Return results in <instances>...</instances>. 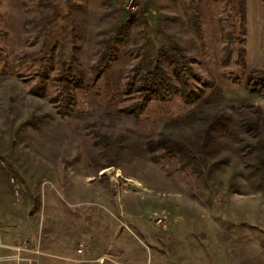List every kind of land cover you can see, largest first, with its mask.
<instances>
[{"label": "rangeland", "instance_id": "1", "mask_svg": "<svg viewBox=\"0 0 264 264\" xmlns=\"http://www.w3.org/2000/svg\"><path fill=\"white\" fill-rule=\"evenodd\" d=\"M228 1L0 0L2 236L43 264H264V0H245L244 68L222 64ZM148 38L180 45L193 92L134 118L121 94ZM62 61L86 87L70 118L48 98Z\"/></svg>", "mask_w": 264, "mask_h": 264}, {"label": "trees", "instance_id": "2", "mask_svg": "<svg viewBox=\"0 0 264 264\" xmlns=\"http://www.w3.org/2000/svg\"><path fill=\"white\" fill-rule=\"evenodd\" d=\"M228 3H230L228 5L233 22L230 24L231 30L224 33L227 43L223 47L222 64L225 66L233 64L244 68L246 54L245 0H229ZM193 9L196 15V6ZM132 21L131 17L124 24L118 26L105 43L104 60L103 62L99 61L100 65L104 64V66L101 65L98 70L102 75L106 74L112 54L115 55L117 48L125 42L124 39L129 37L128 26ZM194 26L200 30L198 22H195ZM148 39L147 46H144L140 58L126 77L123 94H121L128 100L131 97L136 99L121 110L124 115L134 118H139L150 102H167L177 97L187 99L193 92V85L190 81L193 70L180 45L169 38L163 42ZM42 62H46V64L37 71L36 83L30 89V93L39 98H44L47 95L46 84L50 61L43 60ZM72 64L70 61H62L54 77V93L48 95L57 113L63 118L73 116L80 103V97L86 89L82 71L74 68ZM238 81V78H235L233 83Z\"/></svg>", "mask_w": 264, "mask_h": 264}, {"label": "crops", "instance_id": "3", "mask_svg": "<svg viewBox=\"0 0 264 264\" xmlns=\"http://www.w3.org/2000/svg\"><path fill=\"white\" fill-rule=\"evenodd\" d=\"M0 238L6 246L10 247H18L21 246L23 243L27 244L28 250L21 254V257L25 259L24 261L20 262L19 264H43L44 262H40L36 259V255L40 254L38 245H35L33 242L29 243L28 241L24 240L19 243L11 242L7 240L4 236L0 233ZM33 250H38V254L33 253ZM14 251L8 248H0V264H17L15 261L8 260V257L13 256ZM26 260H30L31 263L27 262ZM77 262V261H75ZM215 264V263H214Z\"/></svg>", "mask_w": 264, "mask_h": 264}, {"label": "built area", "instance_id": "4", "mask_svg": "<svg viewBox=\"0 0 264 264\" xmlns=\"http://www.w3.org/2000/svg\"><path fill=\"white\" fill-rule=\"evenodd\" d=\"M154 217H155L154 219L156 220L157 223H160L162 221L161 218H159L157 215H155ZM0 248H8V249L13 250L14 255L8 257V260L15 261L17 264H19L20 262L25 260L21 257V254L28 250L27 244H25V243H23L21 246H18V247L6 246L5 244H3L1 238H0ZM76 252H77V254H82V252H83L82 247L77 249ZM33 253L38 254L39 252H38V250H33ZM26 261L31 263L30 260H26Z\"/></svg>", "mask_w": 264, "mask_h": 264}]
</instances>
